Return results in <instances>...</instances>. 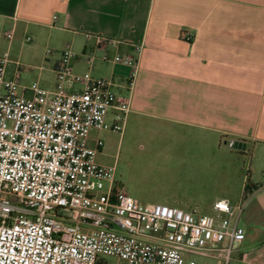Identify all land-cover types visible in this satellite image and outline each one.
<instances>
[{
    "label": "built area",
    "instance_id": "1",
    "mask_svg": "<svg viewBox=\"0 0 264 264\" xmlns=\"http://www.w3.org/2000/svg\"><path fill=\"white\" fill-rule=\"evenodd\" d=\"M14 37V29H0V38ZM182 37L192 39L186 31ZM97 38L99 45L121 42ZM76 58L68 44L54 68V88L22 86L21 63L8 76L11 48H0V264H187L192 252L230 264L246 239L240 218L247 198L218 199L204 214L130 195L115 167L98 161L104 140L89 142L93 129L124 131L129 98L115 92L111 79L76 73ZM110 59L132 67L133 84L139 58L102 57ZM95 61L87 56L91 67Z\"/></svg>",
    "mask_w": 264,
    "mask_h": 264
},
{
    "label": "crops",
    "instance_id": "2",
    "mask_svg": "<svg viewBox=\"0 0 264 264\" xmlns=\"http://www.w3.org/2000/svg\"><path fill=\"white\" fill-rule=\"evenodd\" d=\"M0 29L15 31L11 43L0 38L1 50L10 47L11 54L17 53L22 34L25 40L32 33L52 42L54 52L43 61L54 75L63 49L72 44L75 72L90 70L95 78L111 79L115 92L129 98L128 118L161 122L168 130L187 131L192 140L224 143L248 156L245 176L235 157L229 162L217 156L185 157L178 163L187 177L212 178L233 191L214 194L209 210L218 199L238 204L247 198L240 218L246 239L230 264H264V0H0ZM183 31L192 39H184ZM98 36L121 42L99 45ZM117 53L139 58L133 84L131 66L102 60ZM89 54L96 56L92 67ZM12 60L8 76L18 61ZM115 112H109L108 122H114ZM96 130L91 145L106 131L92 137ZM102 152L103 147L98 156ZM192 255H185L187 264Z\"/></svg>",
    "mask_w": 264,
    "mask_h": 264
},
{
    "label": "rangeland",
    "instance_id": "3",
    "mask_svg": "<svg viewBox=\"0 0 264 264\" xmlns=\"http://www.w3.org/2000/svg\"><path fill=\"white\" fill-rule=\"evenodd\" d=\"M29 35L33 40L26 41L22 34L17 53L12 52V57L21 63L22 86L39 82L43 87H53L55 75L49 69V62H46V69L40 70L39 67L44 64V55L48 50L54 52V45L47 40L36 39L32 33ZM31 50L35 53L30 54ZM21 51L22 57L19 55ZM81 66L82 63L77 68ZM187 133L185 130H168L163 128L161 122L131 114L123 132H102L104 146L98 161L115 167L117 180L130 195L141 202L167 203L183 209L192 207L200 213L212 214L213 211L209 210L210 198L218 191L221 195L229 196L232 190L225 189L221 181L218 183V180L212 178L187 177L178 161L185 157L217 156L229 162L235 157L239 159L238 166L243 169L245 176L248 156L232 152L224 143L219 147L210 142L192 140ZM97 135V130L92 132V137ZM91 142L94 143L93 140ZM191 257L198 264H218L216 257L206 258L196 252Z\"/></svg>",
    "mask_w": 264,
    "mask_h": 264
},
{
    "label": "trees",
    "instance_id": "4",
    "mask_svg": "<svg viewBox=\"0 0 264 264\" xmlns=\"http://www.w3.org/2000/svg\"><path fill=\"white\" fill-rule=\"evenodd\" d=\"M245 193H247V191Z\"/></svg>",
    "mask_w": 264,
    "mask_h": 264
}]
</instances>
